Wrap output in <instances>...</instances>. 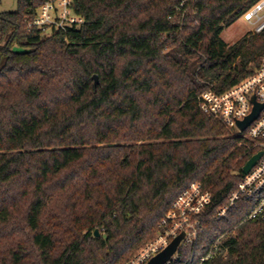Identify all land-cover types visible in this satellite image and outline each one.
Returning <instances> with one entry per match:
<instances>
[{
  "label": "trees",
  "instance_id": "1",
  "mask_svg": "<svg viewBox=\"0 0 264 264\" xmlns=\"http://www.w3.org/2000/svg\"><path fill=\"white\" fill-rule=\"evenodd\" d=\"M46 1L0 13V264H127L193 182L212 203L174 264L224 234L202 264H264L251 204L214 220L257 150L199 102L260 66L264 31L222 34L262 0H72L85 24L49 36L25 22Z\"/></svg>",
  "mask_w": 264,
  "mask_h": 264
},
{
  "label": "built area",
  "instance_id": "2",
  "mask_svg": "<svg viewBox=\"0 0 264 264\" xmlns=\"http://www.w3.org/2000/svg\"><path fill=\"white\" fill-rule=\"evenodd\" d=\"M192 1L194 0H183L181 5ZM243 19L251 28V33L263 32L264 0L248 11ZM25 22L28 31L37 29L43 35L49 36L53 32L79 29L86 21L75 14L72 0H47L38 9L35 18L26 19ZM199 102L204 114L220 120L243 141L250 142L252 144L250 150H257L253 156L263 153L251 171L244 175L237 189L230 194L227 203L217 210L214 220H226L232 209L236 208L240 202H246L251 204L252 208L243 222H264V109L245 131H241L238 127L240 122L245 121L253 113L255 103L264 104V58L251 76L223 93L206 90L200 95ZM211 203L212 194L200 182L191 183L170 206L160 223L161 231L158 236L127 264H148L175 238L184 233L177 252L166 264L177 263L181 259L180 250L196 246L204 234L201 216L206 213ZM226 237L227 234H224L215 241L200 264L220 255L223 258L228 256V248L224 243ZM193 260L194 256L191 257L189 264H193Z\"/></svg>",
  "mask_w": 264,
  "mask_h": 264
},
{
  "label": "water",
  "instance_id": "3",
  "mask_svg": "<svg viewBox=\"0 0 264 264\" xmlns=\"http://www.w3.org/2000/svg\"><path fill=\"white\" fill-rule=\"evenodd\" d=\"M93 78L95 80V84L98 85L99 84L98 76H94ZM253 102H255V98H253ZM263 109H264V104L259 105V104L255 103L253 113L245 121L240 122L238 124L239 129L241 131H245L252 124V122L258 118L260 112ZM262 156H263V153L260 152V153L256 154L255 156H253L246 163V165L243 167L244 175H247L251 171V169L256 165L257 161ZM100 236H101L100 232L98 230H96L95 231V237L98 238ZM183 238H184V233L180 234L177 238H175L165 250H163L157 256L152 258L148 264H166V263H168L171 260L172 256L177 252L178 247H179L180 243L182 242Z\"/></svg>",
  "mask_w": 264,
  "mask_h": 264
},
{
  "label": "rangeland",
  "instance_id": "4",
  "mask_svg": "<svg viewBox=\"0 0 264 264\" xmlns=\"http://www.w3.org/2000/svg\"><path fill=\"white\" fill-rule=\"evenodd\" d=\"M17 8V0H0V13L13 12L16 11ZM250 32L251 28L246 24L244 19H241L240 21L226 29L222 34V38L226 42V44L231 46Z\"/></svg>",
  "mask_w": 264,
  "mask_h": 264
}]
</instances>
